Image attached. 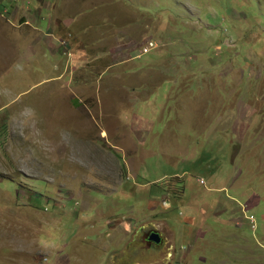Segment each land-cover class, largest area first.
Listing matches in <instances>:
<instances>
[{
  "label": "rangeland",
  "instance_id": "obj_1",
  "mask_svg": "<svg viewBox=\"0 0 264 264\" xmlns=\"http://www.w3.org/2000/svg\"><path fill=\"white\" fill-rule=\"evenodd\" d=\"M11 1L0 264H264V0Z\"/></svg>",
  "mask_w": 264,
  "mask_h": 264
},
{
  "label": "crops",
  "instance_id": "obj_2",
  "mask_svg": "<svg viewBox=\"0 0 264 264\" xmlns=\"http://www.w3.org/2000/svg\"><path fill=\"white\" fill-rule=\"evenodd\" d=\"M123 1V0H122ZM14 1H11V0H9V3H13ZM44 4L46 3L45 2V0L44 1H42ZM119 5H121V4H119ZM123 6H125L124 5V2H123V4H122ZM126 7V6H125ZM55 8V7H54ZM128 10L130 9V8H128V7H126ZM54 11V10H53ZM132 14H133V16H135L134 15V13L133 12H131ZM55 14H54V12H53V14L50 16V17H53ZM54 18V17H53ZM70 21H71V24L68 26V25H66V26H64L63 24H60V23H57L58 24V26H57V29H56V31H55V37L60 41V42H63L64 44H66L67 45V48L64 46H62L61 44V46L58 48V50L60 49V51H63V49H65L66 51H68V53H70L71 51H75V49L77 48V47H79L80 45L82 46V48L84 49V45L81 43V40H76L75 39V33H73L72 32V29H71V25L72 24H75L76 23V19H71L70 18ZM79 24H81L80 22H78ZM100 33H102L101 31H100ZM106 33H108V32H106ZM121 35H123V33H122V31L121 30H115V31H111V36H113L112 38H114V39H116L117 38V36L118 37H120ZM58 36V37H57ZM121 38H122V36H121ZM125 42H127L128 44H129V40H127V41H125ZM143 48V47H142ZM141 48V49H142ZM140 52H141V50H140ZM139 52V54L137 55V57L139 56V55H141V53ZM71 54V53H70ZM147 54H149V53H147ZM73 57V55L70 57V58H72ZM137 57H135L136 59H137Z\"/></svg>",
  "mask_w": 264,
  "mask_h": 264
},
{
  "label": "trees",
  "instance_id": "obj_3",
  "mask_svg": "<svg viewBox=\"0 0 264 264\" xmlns=\"http://www.w3.org/2000/svg\"><path fill=\"white\" fill-rule=\"evenodd\" d=\"M81 50H83V52L81 53ZM85 52V50L82 48V46L80 45L79 47H77L76 49H75V51H71L70 53H71V56L73 55V57L75 58V56L77 55V58H81L82 56H83V53ZM144 55H146V54H141V55H139L138 56V58L137 59H140L141 57H143ZM73 58V59H74ZM80 60V59H79Z\"/></svg>",
  "mask_w": 264,
  "mask_h": 264
},
{
  "label": "flooded vegetation",
  "instance_id": "obj_4",
  "mask_svg": "<svg viewBox=\"0 0 264 264\" xmlns=\"http://www.w3.org/2000/svg\"><path fill=\"white\" fill-rule=\"evenodd\" d=\"M153 232L159 233L160 236H161V241H160L159 243H155V245H157V246H159V247L162 246V245L165 243V241H164V239H163L162 234H161L159 231H157V230H153V231H148V232H146V240H145V242H146L147 244H151V243H152V242L148 241V238H149V236H150ZM153 243H154V242H153Z\"/></svg>",
  "mask_w": 264,
  "mask_h": 264
},
{
  "label": "water",
  "instance_id": "obj_5",
  "mask_svg": "<svg viewBox=\"0 0 264 264\" xmlns=\"http://www.w3.org/2000/svg\"><path fill=\"white\" fill-rule=\"evenodd\" d=\"M149 241L154 243H159L161 241V236L159 235V233L153 232L149 236Z\"/></svg>",
  "mask_w": 264,
  "mask_h": 264
},
{
  "label": "clouds",
  "instance_id": "obj_6",
  "mask_svg": "<svg viewBox=\"0 0 264 264\" xmlns=\"http://www.w3.org/2000/svg\"><path fill=\"white\" fill-rule=\"evenodd\" d=\"M145 48H149V49H150L149 51H151L152 48H153V46L150 47V44H149V45H148L147 47H145ZM145 48H144V49H145ZM144 49H142L143 51H141V54H147V53H150L149 51H148V52H145ZM159 235H160V234H159Z\"/></svg>",
  "mask_w": 264,
  "mask_h": 264
},
{
  "label": "built area",
  "instance_id": "obj_7",
  "mask_svg": "<svg viewBox=\"0 0 264 264\" xmlns=\"http://www.w3.org/2000/svg\"><path fill=\"white\" fill-rule=\"evenodd\" d=\"M150 47H152V44H150ZM149 50H150L149 48H145V49H144L145 52H148ZM201 183L203 184L204 181H201Z\"/></svg>",
  "mask_w": 264,
  "mask_h": 264
},
{
  "label": "bare ground",
  "instance_id": "obj_8",
  "mask_svg": "<svg viewBox=\"0 0 264 264\" xmlns=\"http://www.w3.org/2000/svg\"><path fill=\"white\" fill-rule=\"evenodd\" d=\"M148 241H149V238H148Z\"/></svg>",
  "mask_w": 264,
  "mask_h": 264
}]
</instances>
